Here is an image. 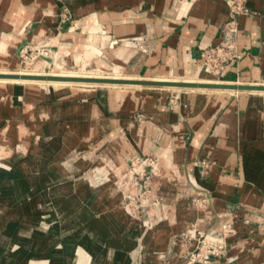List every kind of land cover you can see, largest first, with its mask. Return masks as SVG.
I'll return each mask as SVG.
<instances>
[{"label": "rangeland", "instance_id": "obj_1", "mask_svg": "<svg viewBox=\"0 0 264 264\" xmlns=\"http://www.w3.org/2000/svg\"><path fill=\"white\" fill-rule=\"evenodd\" d=\"M14 8L10 7L7 19H13ZM60 14L58 29L61 31L63 26H71L72 21L65 8L60 9ZM3 35L0 36V51L9 34ZM42 40V43L32 44L51 47L49 58L41 56L38 48L31 47L27 38L18 45V57L15 46V49L6 47L5 52L9 60L19 61V69L40 73L42 83L10 84L8 75L0 72V138L9 137L16 147L13 156L19 155L13 165L0 174V180H7L1 188L4 202L9 205L14 202V207L19 203L11 211L0 208L3 225L0 228V264H203L208 252L204 253L202 262L191 258L199 241L204 236L219 239L218 233L225 220L231 225L232 233L235 228L230 216L221 211L223 204L220 206L218 198L206 196L202 179L210 175L213 165L208 160L197 165L192 159L195 143L190 145L195 131L192 127L191 131L187 119L202 111L207 98H222L248 90L208 84L200 87L199 84L207 81L184 76L149 80L157 83L141 82L145 77L134 70L137 66L120 68V71L131 70L128 73L133 76H118L111 68L118 62L110 57L107 62L99 55L87 59L85 50L73 65L79 63L75 68L64 65L63 69L52 72L53 63L60 56L55 50L59 42L54 45L47 35L49 41ZM97 59L103 62L102 67H94ZM44 61H52V65L45 68ZM127 61L120 62L125 65ZM34 65H38V70L31 69ZM52 73L55 77H49ZM83 76L136 82L89 81L91 84H87V81L73 80L86 79ZM53 78L59 82L46 80ZM210 78L217 81L216 85L241 84L223 77ZM155 80H162V84ZM197 94L204 96L198 104L195 103ZM142 97L151 102L146 105ZM164 114L167 119H162ZM174 119H181L187 125L180 121L185 128H179L180 122L171 124ZM150 123L153 124L149 128L151 133ZM20 137L24 149L18 153ZM24 140L28 141L26 145ZM1 147L7 148L6 145ZM33 151H37V156H32ZM61 151L66 154L56 156ZM96 156L106 162L109 160V165L103 168L101 163L106 162H94ZM52 162L55 166L50 165ZM51 168L52 173H58L57 181L49 174ZM60 186L74 188L50 222L54 220L57 224L71 216L80 221L69 229L53 232L46 229L47 210L54 207L47 193ZM215 213L221 216L216 227L198 228ZM97 219L100 225L108 227L101 239L79 238L73 243L68 240L83 227L94 226ZM16 235L21 242L12 239ZM98 247V252L93 254ZM221 252L209 253L205 263L209 264L208 261H213Z\"/></svg>", "mask_w": 264, "mask_h": 264}, {"label": "crops", "instance_id": "obj_2", "mask_svg": "<svg viewBox=\"0 0 264 264\" xmlns=\"http://www.w3.org/2000/svg\"><path fill=\"white\" fill-rule=\"evenodd\" d=\"M241 5L246 12L230 14L239 30L233 37L239 57L226 63L221 77L245 85L264 84V0H241ZM11 6L16 8L13 19H7ZM61 8L68 11L72 24L60 31ZM228 14L225 0H0V32L14 33L22 17L25 23L22 33L16 34L15 54L27 38L31 47L46 50L50 57L51 47L36 46L30 37L49 41L51 33L59 30L62 35L55 50L63 66L71 68L92 44L119 63L132 53L124 66H137L138 74L150 79L189 76L198 70L197 75L211 77L198 69L204 60L200 52L220 41ZM120 48H127L120 53L126 54L123 57L115 54ZM203 97L197 94L195 103ZM210 100L187 119L195 131L192 159L197 165L205 160L213 165L210 175L201 178L204 191L223 204L221 211L230 216L235 233L224 239L225 248L209 264H264V92L239 91ZM165 118L167 114L162 115ZM177 126L185 128L181 122ZM5 182L0 180V208L11 211L19 203L14 207V202H4ZM220 219L215 213L198 228L216 227Z\"/></svg>", "mask_w": 264, "mask_h": 264}, {"label": "bare ground", "instance_id": "obj_3", "mask_svg": "<svg viewBox=\"0 0 264 264\" xmlns=\"http://www.w3.org/2000/svg\"><path fill=\"white\" fill-rule=\"evenodd\" d=\"M227 3H228V6H229V1L228 0H225ZM23 18L21 17V19H20V24H19V26L16 28V30L14 31V33H12V34H9L8 36H6L4 39L6 40L5 41V45H4V47H3V49L0 51V72H5L7 75H8V78H9V80H10V84H15V83H22V84H27L28 83V81H35V82H38V83H42V79L41 78H39V77H42V76H39V75H41L40 73H28L27 71H23V70H21V69H19L18 67L20 66L19 64V61H17L16 59H12V60H9L8 59V57L6 56V53L5 52H7L6 51V47H8V46H10V48H14V46L18 43V39L16 38V34H18V33H22V26H23V24L25 23L23 20H22ZM3 34H1L0 36H2ZM4 35H5V33H4ZM3 35V36H4ZM61 32H58V30L56 31H53L52 33H51V40H52V43L54 44V45H56L58 42H59V39H60V37H61ZM67 36V35H66ZM65 36V37H66ZM62 37H64V36H62ZM22 38V37H21ZM67 39V38H66ZM30 40H31V42H35V43H42L43 42V40H42V37L41 38H38V37H36L34 34H32L31 35V37H30ZM45 42V41H44ZM44 46H45V44H44ZM47 46V45H46ZM127 48H120V49H118L117 51H116V55L118 54L119 56H121V57H123L122 55H126L125 53H122V54H120L122 51H125V52H127V50H126ZM39 50H41V49H39ZM41 56H43V57H45V58H49V55H48V53L47 52H43V50H41ZM95 55H99L98 57L99 58H101L102 60H105V61H107V62H109L110 61V59H109V56L108 55H106L105 53H103V52H101V51H98V50H96L95 48H93V47H89L87 50H86V52H85V54H84V57L85 58H91L92 56L94 57ZM40 56V57H41ZM132 56V53L131 54H128L126 57H125V59L123 58V61H126V60H128L130 57ZM62 56H58L57 57V59H56V61L53 63V65H55L53 68V71L52 72H54V71H58V70H60V69H63L64 67H63V61H62ZM48 60V59H47ZM52 62V61H51ZM51 62H48V61H44V64H45V68H48L47 66H50V65H52V63ZM76 62H74L73 63V65L75 64ZM203 64L204 65H199V67H198V69H200V70H202V69H204L205 68V70L211 75V77H213V78H218V77H221V74L220 75H218V76H213L211 73H210V71H209V69H210V66H209V64L207 63V62H205L204 60H203ZM28 65H30V64H28ZM32 65V64H31ZM72 65V66H73ZM104 64H103V62L100 60V59H97L96 60V62H95V64H94V67H96V66H103ZM38 66V65H37ZM36 65H34V66H32L31 67V69H33L34 67H35V69H37L38 70V68H36L37 67ZM112 67V69H113V71H114V73H115V75H118V76H130L131 74H129L128 73V71H131V70H123V71H120V68H122L124 65H123V63L121 62V63H113L112 65H111ZM135 70H137V69H135ZM35 71V70H34ZM198 72H199V70L198 71H196L194 74H192V75H189V76H184L185 78H188V79H199V78H201V79H203V80H205V81H207V82H204V86L205 85H207V84H216V82L217 81H214V80H212V78H210V77H201V76H199V75H197L198 74ZM45 74V73H44ZM38 75V76H37ZM52 75H54L53 73L51 74V75H49V77H55V76H52ZM27 76H29V77H27ZM62 76V75H61ZM68 76V75H67ZM76 76V75H75ZM131 76H133V75H131ZM31 77H35L34 79L33 78H31ZM36 77H38V78H36ZM83 77H89V76H83ZM170 77V76H169ZM76 78V77H75ZM47 81H53L54 83H58L59 82V80H57V79H46ZM61 80V79H60ZM66 80V79H65ZM73 80H75V81H81V80H83V81H87L86 83L87 84H91V82H89V81H93V82H109V83H111V82H136V81H123V80H116V79H82V78H77V79H73ZM125 80V79H124ZM131 80V79H130ZM150 80V78L147 76V77H145V79L144 80H141V81H149ZM210 80H212V81H210ZM1 81V80H0ZM4 82H5V80H4ZM165 82V81H164ZM30 83V82H29ZM154 83H157V82H154ZM159 83V82H158ZM160 83L162 84V81H160ZM45 84V83H44ZM164 84H169L167 81L164 83ZM170 84H173V85H186V83H183V84H175V83H170ZM192 84H194V83H192ZM31 85V84H30ZM33 85V84H32ZM57 85V84H56ZM200 86V85H199ZM199 86H197V87H199ZM201 87V86H200ZM203 87V86H202ZM206 89V88H205ZM70 90H73V89H70ZM230 90V89H229ZM249 91V90H248ZM259 91H261V92H264V90H259ZM202 94V93H201ZM143 99H144V97H142L141 98V101H143ZM182 128V127H181ZM25 134V133H24ZM26 135V134H25ZM92 136H94V133L92 134ZM21 138V137H20ZM93 138V137H92ZM21 140H22V142L21 143H17V151H18V153H21V151H19V150H23L24 149V143H23V139L21 138ZM21 140H19V141H21ZM24 142H25V145H26V142H28L27 140L25 141L24 140ZM3 145H6L7 146V148L5 149H3L1 146H3ZM73 146V145H72ZM26 147V146H25ZM35 147V146H34ZM67 148V147H66ZM69 148V147H68ZM16 149V147H14V144L10 141V139H9V137H7V136H3V137H1L0 138V174H2V173H4V171L6 170V167L8 166H12L13 165V163L15 162V160H16V158L19 156V155H17V156H13V151ZM34 150V149H33ZM63 150V149H62ZM64 150H65V148H64ZM23 152V151H22ZM62 152V151H61ZM61 152H59V153H61ZM63 153H65L66 154V151H63L60 155L58 154V155H56V156H58V157H62L63 156ZM24 154V153H23ZM108 155V154H107ZM32 156H37V151H33V153H32ZM100 156V155H99ZM109 156V155H108ZM58 157H56V158H58ZM103 157V156H102ZM59 159V158H58ZM104 158H99L98 159V157L96 156V159L94 160V162H96V161H99V163L103 160ZM56 160V159H55ZM55 160H53V162L55 161ZM62 160V159H61ZM68 160V159H67ZM67 160H65L66 161V163H67ZM60 161V160H59ZM104 161V160H103ZM114 161V160H113ZM53 162L52 163H50V165L51 164H53ZM104 162H106V161H104ZM109 160L106 162V163H104V164H102L101 163V166L103 167V168H105V166L104 165H106V166H108L109 165ZM23 164V163H22ZM25 164V163H24ZM20 165V164H19ZM26 165V164H25ZM24 165V166H25ZM54 165V164H53ZM23 166V165H22ZM22 166L20 165L19 167H21L22 168ZM55 166V165H54ZM53 166V167H54ZM62 166V165H61ZM52 167V166H51ZM64 167V166H63ZM20 168V169H21ZM24 168H26V167H24ZM62 168V167H61ZM108 168V167H107ZM193 168V167H192ZM192 168H189V170L190 171H192ZM23 169V168H22ZM21 169V170H22ZM55 169V168H54ZM25 170V169H24ZM51 170H52V172H53V169L51 168L49 171H50V175H51V178L54 180V181H57L59 178V176H58V173L56 174V173H52L51 172ZM107 170V169H106ZM26 171H28L27 169H26ZM60 172V171H59ZM63 172H65V169L63 170ZM30 173H33V172H30ZM29 173V174H30ZM35 173H33L32 174V176L34 175ZM67 174V173H66ZM36 175V174H35ZM35 177V176H34ZM32 181V180H31ZM34 182V181H33ZM71 183V182H70ZM73 188H74V186H73ZM72 186H68V187H65V186H60V187H58V188H51L49 191H48V193H47V195H48V197H49V199H50V201L54 204V207L52 208V207H50L48 210H47V222L49 221V223H48V225H47V227H46V229H49V230H51V231H53V232H58L59 230H65V229H69V227L70 226H72V225H74V224H76V223H78L80 220H79V218L78 217H76V216H71V217H67V218H65L63 221H61L60 223H57L56 224V222L54 221V220H52L51 222H50V218L51 217H56V215H57V211H58V208H61L62 207V205H63V202H64V199H65V197H67V196H69V195H71L72 194ZM51 205V204H50ZM82 215V214H81ZM44 216V218H46ZM82 217V216H81ZM49 219V220H48ZM109 222H110V220H109ZM5 223V222H4ZM223 223L224 224H227V225H230L226 220H225V222L223 221ZM59 224V225H58ZM3 225H2V223L0 222V228L2 227ZM231 226V225H230ZM127 228V227H126ZM125 228V230L127 231V229ZM106 229H108V227L107 226H102V225H100V221L97 219L95 222H94V226H91V227H89L88 229H86L85 227H83L82 229H80V232L77 234V235H75V236H72V237H70L68 240L70 241V242H75L77 239H79V238H84V239H88V238H93V239H101L102 237H103V232L106 230ZM95 230H97V233L95 232ZM124 230V231H125ZM121 238H122V236H121ZM12 239H14V240H16V241H19V242H21L22 241V239L21 238H18L17 237V235L16 236H14V238H12ZM4 240V239H3ZM79 241V240H78ZM82 244V243H81ZM83 245V244H82ZM99 248L100 247H98V248H96V249H94L93 251H92V253L93 254H96L97 252H98V250H99ZM100 252V251H99ZM210 252H208V254H209ZM208 254L207 255H205L204 256V263L203 264H206L205 263V261L207 260V258H208ZM212 254H215V253H212ZM150 256V255H149ZM151 257V256H150ZM212 257V256H211ZM149 259V258H148ZM150 260V259H149ZM203 260V259H202ZM208 263H210L209 261H208ZM198 264V263H197Z\"/></svg>", "mask_w": 264, "mask_h": 264}, {"label": "built area", "instance_id": "obj_4", "mask_svg": "<svg viewBox=\"0 0 264 264\" xmlns=\"http://www.w3.org/2000/svg\"><path fill=\"white\" fill-rule=\"evenodd\" d=\"M229 1V17L225 21L223 28V33L220 41L207 49L200 52V56L203 57L204 61L210 66V73L213 76H218L223 73L225 65L231 59H237L239 54L235 51L233 46V37L239 34V30L230 14L234 13H244L246 8L241 5V0H228ZM232 233V227L227 224H222L218 233L220 237L217 239L216 236L211 238H204L199 241L198 247L191 254V258L196 259L198 262H202V257L204 253H216L224 249V239Z\"/></svg>", "mask_w": 264, "mask_h": 264}, {"label": "water", "instance_id": "obj_5", "mask_svg": "<svg viewBox=\"0 0 264 264\" xmlns=\"http://www.w3.org/2000/svg\"><path fill=\"white\" fill-rule=\"evenodd\" d=\"M141 82H146V83H154L152 81H141ZM175 84H183V83H175ZM199 85H204V84H199ZM208 86H219V87H230L234 88L236 87L237 89L241 90H264V85H245V84H240V85H216V84H208Z\"/></svg>", "mask_w": 264, "mask_h": 264}]
</instances>
